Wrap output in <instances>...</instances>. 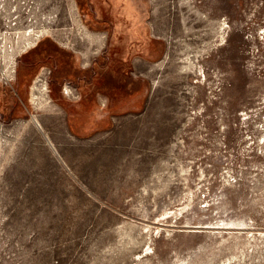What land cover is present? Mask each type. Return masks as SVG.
Here are the masks:
<instances>
[{
	"label": "rangeland",
	"instance_id": "374dc122",
	"mask_svg": "<svg viewBox=\"0 0 264 264\" xmlns=\"http://www.w3.org/2000/svg\"><path fill=\"white\" fill-rule=\"evenodd\" d=\"M90 1L0 0V264H264V0Z\"/></svg>",
	"mask_w": 264,
	"mask_h": 264
},
{
	"label": "flooded vegetation",
	"instance_id": "af4514ba",
	"mask_svg": "<svg viewBox=\"0 0 264 264\" xmlns=\"http://www.w3.org/2000/svg\"><path fill=\"white\" fill-rule=\"evenodd\" d=\"M81 3H83V0H80V4ZM82 5V4H81ZM86 6L88 7L87 9L89 10H91L92 11V4H91V1L90 0H86ZM101 31V30H100ZM97 32H99V31H97ZM103 33V32H102ZM42 70H44V68H41V70H40V72L42 71ZM50 71H48V73H49ZM46 77H47V75H46ZM67 81H69L68 83H66L65 85H64V88L63 89H65V87L66 86H68V87H70L73 91H75V89H76V84L73 82V81H70V80H67ZM76 86H75V85ZM71 96V95H70ZM72 96H76V93H74L73 92V94H72Z\"/></svg>",
	"mask_w": 264,
	"mask_h": 264
},
{
	"label": "bare ground",
	"instance_id": "6f19581e",
	"mask_svg": "<svg viewBox=\"0 0 264 264\" xmlns=\"http://www.w3.org/2000/svg\"><path fill=\"white\" fill-rule=\"evenodd\" d=\"M223 24H225V23H223ZM223 26V25H222ZM222 29V28H221ZM223 34H221V36H222ZM33 38H35L34 40H37V38H38V35H37V33H35V36L33 37ZM192 67H194V63L192 62ZM46 81H41V83H42V87H41V90H44V88L45 89H47V85H46V83H45ZM36 84H37V82H36ZM71 92V91H70ZM230 224V223H229Z\"/></svg>",
	"mask_w": 264,
	"mask_h": 264
}]
</instances>
